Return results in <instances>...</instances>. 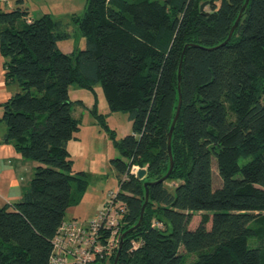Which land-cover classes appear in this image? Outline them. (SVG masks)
Listing matches in <instances>:
<instances>
[{
  "label": "trees",
  "instance_id": "1",
  "mask_svg": "<svg viewBox=\"0 0 264 264\" xmlns=\"http://www.w3.org/2000/svg\"><path fill=\"white\" fill-rule=\"evenodd\" d=\"M244 2L86 0L70 16L85 46L70 52L58 46L69 22L48 12L28 18L24 0L0 8L4 78L18 86L1 104L2 141L35 162L20 199L0 205V264H48L74 189H85L67 149L80 127L73 107L83 104L71 84L100 83L110 111L132 122L116 141L121 158L110 159L118 189L109 199L124 208L119 237L137 223L144 183L169 169L182 53L173 167L147 185L117 264H264V0L248 1L221 44ZM135 167L146 168L142 179Z\"/></svg>",
  "mask_w": 264,
  "mask_h": 264
},
{
  "label": "rangeland",
  "instance_id": "2",
  "mask_svg": "<svg viewBox=\"0 0 264 264\" xmlns=\"http://www.w3.org/2000/svg\"><path fill=\"white\" fill-rule=\"evenodd\" d=\"M85 4L86 0H24V6L34 17L40 16L42 11H47L53 17L70 23V37L58 41L59 48L64 52L85 46V38L70 22L72 14H82ZM68 90L72 99H80L83 102L73 107V114L80 118V127L68 141L67 149L73 172L84 173L86 186L81 191L74 189L72 204L66 208L64 217L87 220L106 206L109 202L108 193L118 189V180L110 159L121 158L116 141H120L132 131V122L126 112L110 111L100 83H95L92 89L71 84ZM96 115L103 118L104 124L98 121L100 117ZM219 184L220 179L213 168V185L217 187ZM202 213L198 211L193 215L191 228L198 224ZM207 226H210L209 222Z\"/></svg>",
  "mask_w": 264,
  "mask_h": 264
},
{
  "label": "built area",
  "instance_id": "3",
  "mask_svg": "<svg viewBox=\"0 0 264 264\" xmlns=\"http://www.w3.org/2000/svg\"><path fill=\"white\" fill-rule=\"evenodd\" d=\"M115 194L110 191L108 198ZM123 212L111 199L90 219L63 220L52 238L48 264H104L117 248Z\"/></svg>",
  "mask_w": 264,
  "mask_h": 264
},
{
  "label": "crops",
  "instance_id": "4",
  "mask_svg": "<svg viewBox=\"0 0 264 264\" xmlns=\"http://www.w3.org/2000/svg\"><path fill=\"white\" fill-rule=\"evenodd\" d=\"M14 5V0H0V8L3 10H9ZM43 13L47 11H42L41 14ZM33 17L29 13L28 18ZM4 72V57L0 53V205L20 199L22 188L30 181L35 165V162L22 157L12 144L2 141L6 125L1 120V104L18 90L16 83L5 82Z\"/></svg>",
  "mask_w": 264,
  "mask_h": 264
},
{
  "label": "water",
  "instance_id": "5",
  "mask_svg": "<svg viewBox=\"0 0 264 264\" xmlns=\"http://www.w3.org/2000/svg\"><path fill=\"white\" fill-rule=\"evenodd\" d=\"M248 1L249 0H245V2L243 4V6H242V8H241V10H240V12L238 14V16L236 17L233 25L230 28V31H229L226 39L221 44L226 43L231 38V35L233 33V30L237 26V24L239 22V19L241 17V11L244 8V6L248 3ZM200 7L203 8V4H201ZM182 56H183V53L181 54V59H180V62H179L178 74H177V78H178V96H179V98H178V103H177L176 111H175L174 117L172 119V122L170 124V128H169V131H168V137H167V151H168L169 161H170L169 169L166 172V174L163 175L162 177H160L158 180L152 181V182L151 181H148V182H145L144 183V186H146V188H145V201L142 204L139 219H138L137 223L134 226H132V227L128 228L127 230H125L124 232H122V234H121V236L119 238L117 251H116V253L114 255L113 264H117V260H118L119 254H120V248H121V245H122L123 237L129 231H131L133 228L137 227L139 225L140 221H141V218H142V215H143V211H144V207H145V204H146L147 199H148V189H147V185L148 184H155V183H158V182H162L170 174V172L172 170V167H173V157H172V151H171V135H172V131H173V128H174V124H175V122H176V120L178 118L179 111H180V106H181V93H180L179 84H180V78H181L180 69H181ZM134 173L136 174V176L139 179H142L146 175V168L145 167H136Z\"/></svg>",
  "mask_w": 264,
  "mask_h": 264
}]
</instances>
